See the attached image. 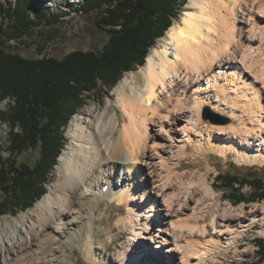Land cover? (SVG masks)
<instances>
[{
    "label": "bare ground",
    "instance_id": "obj_1",
    "mask_svg": "<svg viewBox=\"0 0 264 264\" xmlns=\"http://www.w3.org/2000/svg\"><path fill=\"white\" fill-rule=\"evenodd\" d=\"M162 41L145 67L123 78L116 101L72 119L59 159L65 179L36 204V220L24 232L15 226L0 233V264H68L66 254L76 246L100 264L114 242L109 236L95 247L104 200L127 205V216L116 225L132 228L135 243L109 264H207L217 250L247 243L245 234L259 221L264 227V205L227 208L202 225V196L188 189L171 199L167 191L174 188L163 185L159 171L169 170L173 150L183 153L188 143L264 166V63L252 58L264 52V0H189ZM256 58L264 62V56ZM207 107L226 118L204 120ZM150 189L158 190L156 197Z\"/></svg>",
    "mask_w": 264,
    "mask_h": 264
},
{
    "label": "trees",
    "instance_id": "obj_2",
    "mask_svg": "<svg viewBox=\"0 0 264 264\" xmlns=\"http://www.w3.org/2000/svg\"><path fill=\"white\" fill-rule=\"evenodd\" d=\"M188 0H87L78 13L98 11L109 35L101 52L74 51L63 59L26 58L9 51L7 42L21 40L41 24L58 22L60 14L33 7V0H0V102L8 101L0 122L9 128L0 149V215L33 209L46 194L68 139L70 121L86 105V96L99 85L114 89L126 73L146 64L150 49L181 15ZM33 11V15H32ZM95 95V93H93ZM39 150L31 166L19 162L29 150ZM7 154V156L4 155ZM242 202L264 200V180L238 175L217 177ZM249 186L250 196L242 193ZM257 261L264 264V239H256Z\"/></svg>",
    "mask_w": 264,
    "mask_h": 264
},
{
    "label": "rangeland",
    "instance_id": "obj_3",
    "mask_svg": "<svg viewBox=\"0 0 264 264\" xmlns=\"http://www.w3.org/2000/svg\"><path fill=\"white\" fill-rule=\"evenodd\" d=\"M3 1L5 2L6 5H10L15 3L16 0H3ZM33 1H34L33 7H36L37 5L38 9L48 10V13H51L53 16L55 14H60L62 17L58 22L52 24H48V23L41 24L39 27L35 28V30L32 33H30L27 37H24L21 40L7 42L6 46L9 48V51L15 52L26 58H32V59L43 58V57H54L58 59H63L65 56H67L68 54L74 51L101 52L104 45L108 42L109 35L107 31L103 29V23L105 20L101 15H99V13H97L98 11L88 14L75 12V9L80 8L83 5L84 1L87 0H59L51 4H49V0H33ZM188 3L189 0L187 4L182 9H180L181 15L176 18L174 24H176L182 19L184 14V9L185 7H187ZM32 15H33V11H32ZM168 31L166 32L163 38L156 41L155 47L163 46L164 41L162 40L167 36ZM258 46L259 44L257 43L256 47ZM155 47L150 49V53ZM263 50H264V45H263ZM255 56L259 58H263L264 52L258 56L256 54H253L252 57L255 62L257 61V63L259 64L264 63L260 59H259L260 61L256 60L258 58H256ZM146 64H147V60H146ZM146 64L143 67H145ZM262 65L264 66V64ZM254 67H255V63L253 69ZM140 68L142 67H139L137 70L129 73H136L140 70ZM129 73H126L124 77ZM120 82L114 89L108 91H107L108 88H105L103 85L97 86L98 87L97 92H93L95 93V95L91 93L86 96L85 98L86 105L79 111L78 114L82 113V111L85 108H90V107H94L97 109L101 108L103 111L108 103L112 101H116V99L118 98V93L116 92L115 89L119 86ZM7 103H8L7 100L0 102V113L1 111L7 108ZM208 109L210 113H207ZM109 112L110 114H116L114 109L109 110ZM78 114L73 116V118L76 117ZM119 115L122 116L123 118L124 113L122 110L119 111ZM202 116L204 120L209 122L213 118H219V119L226 118V116L216 113L210 110V108L208 107L203 108ZM227 122L228 121L226 120L223 121V123L225 124H228ZM225 124H221V125H225ZM68 131L66 133V137L69 142ZM8 132H9V128L5 124L0 122L1 151H4V148L6 147ZM186 147L187 148L184 150L185 152L183 153L176 152L177 149L173 150L175 154L173 153L172 156L173 155L174 156L173 157L171 156L172 158L169 159L170 161L169 162L170 164L168 163L169 170H165L167 168H163V169L159 168V171L164 178L163 179L164 181H162L163 185L166 183L165 185L172 186V188H174V189H169L167 191V193L169 192V196L171 199H173L174 197L181 198L184 194V191L188 189L189 190L193 189L192 190L193 192L196 193L198 192L199 196H202V199L204 200L203 202H205L204 210L202 211V213L204 212L203 218L200 221L202 225L206 223L205 225L209 226L213 217V213L216 215H220L222 211L226 210L227 208H231L232 210H235L237 208L247 205H259V206L264 205V200L262 202H257V201L242 202L238 205H235L228 198V194L231 192L227 191L223 187L222 182L217 179V177L220 174H222V175H238L240 177H245L248 179L260 178L264 180V166L246 165L243 162H241L240 159L235 154L230 153L229 155H227V157H225L222 156L220 151H218L216 148L215 150H213L212 148L208 150L207 148H202L200 146H197L195 143L193 144L188 143ZM4 155L7 156L6 153H4ZM39 155L40 154L38 149L29 150L23 153L19 157L18 161L33 166L38 160ZM119 176L128 177V178L130 177L128 175L126 176L124 172L121 171L119 172ZM50 179H51V183L48 185L47 194L49 193L51 187L52 190H54V188H60V186L58 185L65 179V170L60 165V163L56 166L55 171ZM124 182L128 183L126 180ZM205 184L209 185L211 190L213 191L212 196L209 194H205L207 193ZM150 190L153 192L151 195L149 194V196L153 198L156 197V194L154 193L157 192L158 190L156 189L154 190L150 189ZM242 193L245 194L246 196H250V194L252 193V189L249 186H246L242 189ZM55 196L59 197L60 194L56 192ZM209 197L212 199H210ZM33 209H30L23 213H19L15 216L10 214L0 215V233L7 234L8 232H13V227L15 226L22 228L24 232L26 230V225L32 222V220H36V217H34L33 215H36L37 211L32 212ZM101 209H102L101 212H99L100 216L104 215L105 220L102 223L103 225L100 227L101 230L99 229L97 231L99 232L100 240L96 241L95 247L96 249L98 247H101L100 246L101 242L104 241L107 242L109 236L113 237L114 242L110 245L109 250H107L108 252L104 254L103 259L100 261V264H109L108 259H112V258L118 259L121 251L124 250L133 251L135 249V243L133 241L134 240L133 231H132L133 229L128 228L122 230L118 228L119 226L116 225V223L120 218L122 217L124 218L127 216L128 214L127 205L124 204L123 206H119L118 202L115 201L110 202L109 200H104ZM82 210L83 209L81 208V212ZM246 222L248 224L251 223V218L248 217V220ZM261 224L262 221H259L258 224L255 226V228L249 230L245 234L247 243H243L239 249L232 247L231 249L224 251L217 250V253L212 256L213 258H210L208 260L207 264H255V262L257 261V250H258L255 240L260 238L264 239V234H262V231H264V227ZM106 226L108 228H113L111 234H107L105 231H103L102 228ZM136 228L139 229L140 232H142L144 228L143 223L140 222L139 224H137ZM149 246L151 249L152 247L154 249V247L156 246V241H153ZM96 249L95 252H97ZM245 250H249L250 252L249 256H245V257L243 256L242 252H244ZM163 251L161 250L162 253H164ZM66 255L71 261L68 264H94L87 259L85 253L80 248H78V246L75 247V251L68 250ZM1 259H2V255H1ZM164 263L165 262H161L159 264H164Z\"/></svg>",
    "mask_w": 264,
    "mask_h": 264
},
{
    "label": "water",
    "instance_id": "obj_4",
    "mask_svg": "<svg viewBox=\"0 0 264 264\" xmlns=\"http://www.w3.org/2000/svg\"><path fill=\"white\" fill-rule=\"evenodd\" d=\"M207 113H210L209 111H207Z\"/></svg>",
    "mask_w": 264,
    "mask_h": 264
}]
</instances>
